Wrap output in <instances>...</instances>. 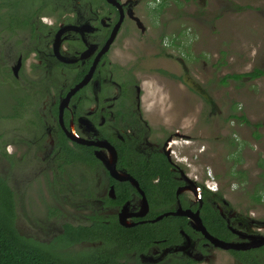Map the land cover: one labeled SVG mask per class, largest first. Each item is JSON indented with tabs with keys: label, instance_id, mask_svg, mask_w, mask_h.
Masks as SVG:
<instances>
[{
	"label": "flooded vegetation",
	"instance_id": "af4514ba",
	"mask_svg": "<svg viewBox=\"0 0 264 264\" xmlns=\"http://www.w3.org/2000/svg\"><path fill=\"white\" fill-rule=\"evenodd\" d=\"M176 1L0 0V86L9 90L0 120H21L1 131L2 169L18 173L13 182L12 173L0 174V182L15 227L29 229L23 236L92 251L122 234L119 259L128 264H264V232L231 205V178L221 184L213 169L198 170L199 147L182 116L175 123L146 107L154 74L153 90L166 94L160 78L175 88L166 86L165 101L182 95L185 84L216 108L183 56L171 52H182L184 30L160 27L151 68L117 54L136 47L125 44L136 34L157 29ZM161 57L173 58L179 71L161 66ZM255 70L247 75L260 76ZM262 183L251 195L258 203ZM72 227L90 239L69 240Z\"/></svg>",
	"mask_w": 264,
	"mask_h": 264
},
{
	"label": "rangeland",
	"instance_id": "374dc122",
	"mask_svg": "<svg viewBox=\"0 0 264 264\" xmlns=\"http://www.w3.org/2000/svg\"><path fill=\"white\" fill-rule=\"evenodd\" d=\"M203 1L177 0L170 3L157 29L142 35L138 33L127 40L125 44L136 46L134 49L120 47L116 51L124 60L135 57L142 62L143 68H151L155 60L153 41L161 33L160 27H165L168 33L184 30L182 39L177 38L182 42V52L174 49L171 52L183 56L191 78L210 93L216 108L211 111L201 95L185 84H182V95L165 101L163 97L168 95L167 87H171L173 92L175 88L166 78H160V88L166 94L156 87L153 90L152 84L155 86L157 82L154 74L147 82L150 99L146 107L152 117H165L175 123L182 116L183 128L190 130L194 146L199 147L198 170L204 174L205 170L213 169L221 184L231 178L233 191H224L231 205L247 211L249 216L259 221L257 229L260 227L264 232V197L260 203L251 197L260 190L264 178V0ZM160 59L162 64L158 63L161 66L179 71L173 58ZM255 69L262 71L260 76L247 75ZM232 74L241 76L233 78ZM8 97L9 90L0 86V113L7 109ZM179 99L186 101L187 107L183 110ZM172 104L171 112L164 111ZM232 113L237 118H230ZM26 117L23 115L24 119ZM20 121L10 117L1 119L0 138L2 130H12L16 124H21ZM257 124L256 129L254 126ZM256 133L259 136L256 137ZM184 146L179 147L183 153L187 150ZM191 151L188 149L187 153ZM5 169L0 162V174L8 177L12 173L9 177L13 182L16 168L15 171H7L8 174ZM262 189L264 195V187ZM18 229L26 234L29 231L27 228Z\"/></svg>",
	"mask_w": 264,
	"mask_h": 264
},
{
	"label": "trees",
	"instance_id": "16d2710c",
	"mask_svg": "<svg viewBox=\"0 0 264 264\" xmlns=\"http://www.w3.org/2000/svg\"><path fill=\"white\" fill-rule=\"evenodd\" d=\"M247 74L257 76L259 71ZM230 76L239 78L241 75ZM14 216L11 195L0 182V264H128L119 259L122 254L119 248L125 240L122 234L102 238L104 243L92 251L61 250L56 249L53 243L40 242L20 234L14 225ZM67 235L73 237L69 239L73 241L90 239L81 228L72 227Z\"/></svg>",
	"mask_w": 264,
	"mask_h": 264
},
{
	"label": "water",
	"instance_id": "95a60500",
	"mask_svg": "<svg viewBox=\"0 0 264 264\" xmlns=\"http://www.w3.org/2000/svg\"><path fill=\"white\" fill-rule=\"evenodd\" d=\"M199 219V218H198ZM199 229H202L205 231V228L203 227V225L201 224L200 226H198Z\"/></svg>",
	"mask_w": 264,
	"mask_h": 264
}]
</instances>
